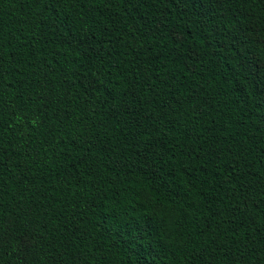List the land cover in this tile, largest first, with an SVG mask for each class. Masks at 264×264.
Wrapping results in <instances>:
<instances>
[{
    "label": "trees",
    "instance_id": "16d2710c",
    "mask_svg": "<svg viewBox=\"0 0 264 264\" xmlns=\"http://www.w3.org/2000/svg\"><path fill=\"white\" fill-rule=\"evenodd\" d=\"M0 264H264V0H0Z\"/></svg>",
    "mask_w": 264,
    "mask_h": 264
}]
</instances>
